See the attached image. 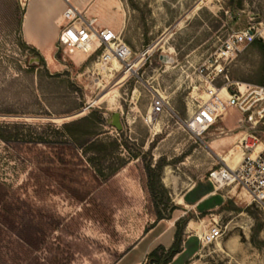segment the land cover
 Masks as SVG:
<instances>
[{
  "label": "rangeland",
  "instance_id": "1",
  "mask_svg": "<svg viewBox=\"0 0 264 264\" xmlns=\"http://www.w3.org/2000/svg\"><path fill=\"white\" fill-rule=\"evenodd\" d=\"M26 1L0 0V264H114L158 210L171 218L176 209L181 239L197 240L183 264H264V208L241 186L220 189L223 204L210 210L176 202L195 182L214 189L210 172L240 150L243 135L231 137L264 138L259 107L224 104L201 137L186 126L204 93L196 68L228 34H256L228 64L229 82L264 85V0H77L133 50L138 67L106 72L98 52L72 56L57 42L45 57L26 43ZM34 33L47 39L41 27ZM157 94L166 107L149 123ZM92 141L107 152L88 149ZM148 166L159 174L154 194ZM213 228L218 237L203 243L198 234Z\"/></svg>",
  "mask_w": 264,
  "mask_h": 264
},
{
  "label": "built area",
  "instance_id": "2",
  "mask_svg": "<svg viewBox=\"0 0 264 264\" xmlns=\"http://www.w3.org/2000/svg\"><path fill=\"white\" fill-rule=\"evenodd\" d=\"M65 4L58 42L66 53L72 56L86 53L90 57L98 52L97 65L101 67L114 61L127 71L138 67L132 59V48L119 32L100 25L97 18L86 17L85 12L71 0H65ZM255 39L256 34L251 28L230 33L215 52L196 68L204 93L194 115L186 122L195 135L204 136L216 124L224 104L242 113L254 112L258 107V112L264 110V85L229 82L228 64ZM152 51V48L146 49L142 56L150 55ZM146 60L141 64H145ZM219 80H224V84L219 85ZM165 107V99L157 94L151 103V114L157 116ZM240 151L241 159L237 163L223 162V165L212 169L209 180L216 191L232 184L241 186L251 202L264 208V138L246 133L240 139ZM198 236L203 243L211 242L218 237V230L207 229Z\"/></svg>",
  "mask_w": 264,
  "mask_h": 264
},
{
  "label": "crops",
  "instance_id": "3",
  "mask_svg": "<svg viewBox=\"0 0 264 264\" xmlns=\"http://www.w3.org/2000/svg\"><path fill=\"white\" fill-rule=\"evenodd\" d=\"M46 2L49 3L48 7H46ZM71 2L76 4L78 1L71 0ZM65 7V0L26 1L25 12L22 19L23 38L26 43L37 48L45 57H51L54 54L62 26V13ZM35 27H41V29L46 32L47 39L45 41H42L34 33ZM243 134L244 133H240L235 137H231V140L233 141L236 137ZM216 142L217 139H213L211 141V147L216 148ZM237 152L238 150H231L228 154L222 156L223 162L231 165L237 163ZM231 156H234L233 159H231ZM218 191L213 189L210 183L204 184L195 182L176 202L188 209H196L205 206V209L210 210L213 209L212 207L214 206L217 208L223 204L221 196L223 197L224 195L220 194ZM179 213V209H176L170 219L163 218L156 221L114 264H145L148 261L150 253L156 247L162 245L166 251L170 250L176 241V233L178 230H175L174 227L181 216ZM196 243L197 240L194 235L184 234L177 253L168 264H183L185 260L190 259L196 252Z\"/></svg>",
  "mask_w": 264,
  "mask_h": 264
},
{
  "label": "trees",
  "instance_id": "4",
  "mask_svg": "<svg viewBox=\"0 0 264 264\" xmlns=\"http://www.w3.org/2000/svg\"><path fill=\"white\" fill-rule=\"evenodd\" d=\"M41 60V58H40ZM75 123V122H73ZM74 125V124H73ZM95 149L96 151H98L99 153L101 152H107V148H103V145L101 144V142H96V141H92L88 147V149ZM155 169L152 168L151 166L147 167V172L148 175L151 179L150 183H149V188L152 194L155 193L156 187L159 184V180H158V173H155ZM153 178H155L156 180H153ZM176 207L174 205L171 206V211H173ZM158 217L160 219L163 218H170V215L168 214L167 216H165L164 214H162L161 211L158 210ZM178 224V222L176 223ZM181 241V232L178 230L176 233V241L173 245V247L166 251L164 246L160 245L158 247H156L149 255L148 257V261L145 264H168V262L172 259V257L177 253L178 249H179V244Z\"/></svg>",
  "mask_w": 264,
  "mask_h": 264
},
{
  "label": "bare ground",
  "instance_id": "5",
  "mask_svg": "<svg viewBox=\"0 0 264 264\" xmlns=\"http://www.w3.org/2000/svg\"><path fill=\"white\" fill-rule=\"evenodd\" d=\"M78 54H79V53H78ZM139 59L142 60L141 57H139ZM169 62H172V58H169ZM134 63H135V66H137V61H134ZM113 64L115 65V64H117V62L114 61ZM109 69H111V67H109V66H103V67H102L103 72H106V71L109 70ZM124 77H125V76H124ZM124 77H123V78H124ZM155 119H156V116L153 115V114H151V109H150V112H149V115H148L147 121H148L149 123H151V122H153ZM243 135H245V133H244ZM237 155H238V159H237V162H238V161L241 159V151H240V150H238ZM235 158H236V157H235ZM196 228H198V227H196Z\"/></svg>",
  "mask_w": 264,
  "mask_h": 264
},
{
  "label": "water",
  "instance_id": "6",
  "mask_svg": "<svg viewBox=\"0 0 264 264\" xmlns=\"http://www.w3.org/2000/svg\"><path fill=\"white\" fill-rule=\"evenodd\" d=\"M40 61V58L39 57H35V58H32L30 60V62H39ZM111 122L114 126H116L118 129H122L123 128V125H122V122H121V115L119 112H115L113 113L112 115V118H111Z\"/></svg>",
  "mask_w": 264,
  "mask_h": 264
}]
</instances>
